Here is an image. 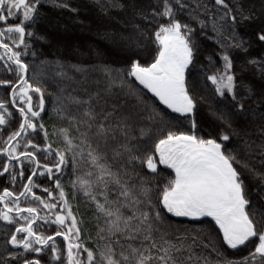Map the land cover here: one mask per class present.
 Here are the masks:
<instances>
[{"label": "snow or ice", "instance_id": "6c2138e0", "mask_svg": "<svg viewBox=\"0 0 264 264\" xmlns=\"http://www.w3.org/2000/svg\"><path fill=\"white\" fill-rule=\"evenodd\" d=\"M64 13L123 66L46 53ZM256 45L264 0H0V264H264Z\"/></svg>", "mask_w": 264, "mask_h": 264}, {"label": "trees", "instance_id": "16d2710c", "mask_svg": "<svg viewBox=\"0 0 264 264\" xmlns=\"http://www.w3.org/2000/svg\"><path fill=\"white\" fill-rule=\"evenodd\" d=\"M73 4H78L83 8V4L85 2V0H72ZM46 10L50 11L53 13L54 16H58L60 15L59 10H54L52 9L50 6H45ZM95 16V10H88V9H84L81 12V15L78 17V19L83 20L85 23H88L90 20H93ZM77 19L76 17H72L70 16L68 13H64L62 16V20L63 22L67 25V31H61L59 33H57L55 36L60 34H64L65 38L66 37H71L74 38V42L72 43L71 41L68 40H64L61 41V45L60 47L57 49V47H52V48H47L45 47V52L46 53H59L62 54L64 58H68L71 59L73 62H76L77 59H81L83 61H85L86 64H91V63H98L100 61H97L95 56L92 55L89 52V48H99L101 50H106V55H104L103 57V63H107L110 64L113 67H122L123 65L120 63V57L119 55L112 51L110 48V45L107 41L102 40L100 37L95 35V29H93L92 31H81V29L73 24V20ZM55 39V38H54ZM208 45V48L211 50L212 48H215L216 46L211 43V42H206ZM76 49H79L80 51L77 52ZM81 53H83L81 55ZM250 55L251 57H255V58H260L261 56H264V49H262L259 45L254 46L252 49H250ZM237 59V63H239L242 59L243 56L241 54H237L236 56ZM0 78H3L2 76H0ZM11 78V77H8ZM250 78V77H249ZM255 83L257 84V86H259L260 81L258 78V74L255 78ZM137 87L141 88V90L146 94L147 98H149L150 102H155L158 105V101H155V98L151 96L150 93H147L146 90L142 89V86L137 85ZM6 95L5 91L3 88H0V98H4ZM49 109L51 108V104H48ZM161 108H163L162 105H160ZM12 110V109H10ZM14 111V110H13ZM43 119H44V123L46 124V126L48 127L49 132L52 131V121L49 120V114L47 112L43 113ZM18 126V114H17V124L16 125H12L9 127V131L13 130L14 127ZM202 135L205 133H201ZM6 137V133L4 134ZM0 143H2V139H0ZM0 163H2V160H0ZM162 167V166H161ZM170 171V170H167ZM38 183L42 184L43 186H49V182L43 178H41L40 180L37 181ZM7 186L9 188H12V186L8 183L7 178H0V192L3 191V188ZM21 189V186L18 184L15 187V191L19 192ZM36 194L40 195V191L39 189L36 190ZM76 202L73 201V204H75ZM168 215V219L170 220V222L173 225H181V224H187V220L186 218H177V217H172L170 214ZM204 221H207L208 224H211L214 226V222L211 221V218H202ZM196 226H201V225H196ZM203 226H207V225H203ZM85 229V235L87 236L88 231L91 228V217L89 216L86 219L85 224L82 226ZM218 232V230H217ZM51 234V232L49 233ZM3 237L0 236V240H2ZM60 239V238H58ZM226 248V246H225ZM207 254V253H205ZM247 255V251H243V252H236L233 250L228 249L226 251V257L230 260H234V261H238L239 259L242 258V256ZM215 254L213 253V256L210 258H214Z\"/></svg>", "mask_w": 264, "mask_h": 264}, {"label": "rangeland", "instance_id": "374dc122", "mask_svg": "<svg viewBox=\"0 0 264 264\" xmlns=\"http://www.w3.org/2000/svg\"><path fill=\"white\" fill-rule=\"evenodd\" d=\"M60 35L61 36L57 35L54 37L55 38L54 41L59 45L58 47L56 45H54V47H57V49L60 47V45H61L60 43H61V41H63V39L71 41L72 43L74 42V38H71V37L65 38L64 34H60Z\"/></svg>", "mask_w": 264, "mask_h": 264}]
</instances>
